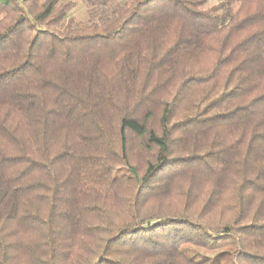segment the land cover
<instances>
[{"label":"trees","instance_id":"obj_1","mask_svg":"<svg viewBox=\"0 0 264 264\" xmlns=\"http://www.w3.org/2000/svg\"><path fill=\"white\" fill-rule=\"evenodd\" d=\"M81 1L0 0V264H264V0Z\"/></svg>","mask_w":264,"mask_h":264},{"label":"rangeland","instance_id":"obj_2","mask_svg":"<svg viewBox=\"0 0 264 264\" xmlns=\"http://www.w3.org/2000/svg\"><path fill=\"white\" fill-rule=\"evenodd\" d=\"M72 1H74L76 4V8L73 11V16L79 20H85L88 16L89 7H87V5L85 3H83L81 0H72ZM22 233H23V231H21V236H22ZM27 238L28 237L26 236V238H24L23 240H25V242H26ZM23 240H21V243L24 245ZM20 257H21L20 260H21L22 264H28L24 257H22L21 255H20Z\"/></svg>","mask_w":264,"mask_h":264}]
</instances>
